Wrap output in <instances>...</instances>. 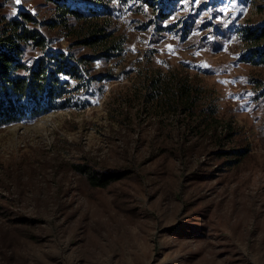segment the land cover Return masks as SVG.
Returning <instances> with one entry per match:
<instances>
[{
	"label": "rangeland",
	"instance_id": "1",
	"mask_svg": "<svg viewBox=\"0 0 264 264\" xmlns=\"http://www.w3.org/2000/svg\"><path fill=\"white\" fill-rule=\"evenodd\" d=\"M168 9L194 25L154 46L147 15L108 19L125 43L87 66L99 78L80 90L85 109L0 127V264H264V65L245 61L237 33L264 23V0ZM22 10L42 24L54 16L45 0H0V27ZM41 30L52 47L94 53ZM147 50L153 68L200 89V114L143 109L132 85ZM74 165L119 179L95 189Z\"/></svg>",
	"mask_w": 264,
	"mask_h": 264
},
{
	"label": "trees",
	"instance_id": "2",
	"mask_svg": "<svg viewBox=\"0 0 264 264\" xmlns=\"http://www.w3.org/2000/svg\"><path fill=\"white\" fill-rule=\"evenodd\" d=\"M45 1L52 5L54 12L52 20L45 24L23 10L1 22L0 127L49 112L85 109L79 97L80 90L99 78H89L87 66L101 59L109 61L116 58L125 43L124 38L113 36L106 28L109 20L128 18L134 14L147 15L148 19L141 27L145 33H149L148 45L152 46L158 43V36L166 39L167 34L173 33L183 37L194 25L190 17L171 22L173 12L168 7L175 0ZM157 5L160 6L157 13L149 12ZM127 23L131 25L129 21ZM45 25L51 30L63 32L64 37L80 47L91 48L93 55L86 58L70 50L50 46L52 39L41 30ZM237 33L245 48V61L264 65V23L240 27ZM153 53L154 50H147L145 60L138 61L139 64L148 65V71L138 74L132 85L133 93L138 96L143 109L150 106L154 113L161 110L162 113L179 114L188 119L200 114V89L190 84L187 77L153 68ZM262 93L264 95V91ZM205 126L198 121L195 128L201 134L209 129V126ZM212 128L214 131L217 129ZM72 167L95 189L106 188L119 179L110 174L97 175L90 166Z\"/></svg>",
	"mask_w": 264,
	"mask_h": 264
},
{
	"label": "snow or ice",
	"instance_id": "3",
	"mask_svg": "<svg viewBox=\"0 0 264 264\" xmlns=\"http://www.w3.org/2000/svg\"><path fill=\"white\" fill-rule=\"evenodd\" d=\"M17 3H19V0H16ZM169 51H171V48H169ZM203 67H207V65H202ZM221 83H227L225 81H221Z\"/></svg>",
	"mask_w": 264,
	"mask_h": 264
}]
</instances>
